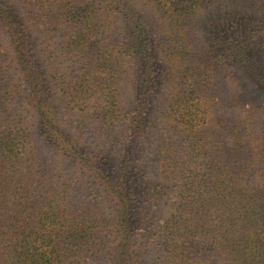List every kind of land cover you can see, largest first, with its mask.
<instances>
[{
    "label": "trees",
    "instance_id": "trees-1",
    "mask_svg": "<svg viewBox=\"0 0 264 264\" xmlns=\"http://www.w3.org/2000/svg\"><path fill=\"white\" fill-rule=\"evenodd\" d=\"M148 237L145 264H264V0H0V264Z\"/></svg>",
    "mask_w": 264,
    "mask_h": 264
},
{
    "label": "rangeland",
    "instance_id": "rangeland-1",
    "mask_svg": "<svg viewBox=\"0 0 264 264\" xmlns=\"http://www.w3.org/2000/svg\"><path fill=\"white\" fill-rule=\"evenodd\" d=\"M45 38H41L38 39V43H42L45 42ZM155 61H156V68L157 70L160 72L162 70V62L161 59L158 55H155ZM129 77V76H128ZM131 83H127L128 88L133 91V82H134V76L132 75V77H129ZM155 92H157V97L156 100H158L157 98L161 97V90L159 88H157V90H155ZM154 106V105H153ZM131 107H127L126 109H130ZM155 110H152L149 113H152V115H149L148 117H146L145 119V126L146 128L144 129V137L146 138L148 136V131L150 130L151 125L154 123V115H155ZM129 114V113H128ZM130 116V115H129ZM128 131H125L123 133V135H115L114 138H116L115 141H117L115 143V141H110V140H105L102 138V136L100 135H90L88 136L87 140L88 143L90 145V147H94L97 149H101L104 152L108 153L110 156H119V154L122 152L123 147L125 145V141L127 140V135H128ZM37 144L46 151L47 154L51 155L53 158H57V156H53V154L49 151H47V148L45 149V146L43 143H40V141L37 142ZM88 145V146H89ZM146 145H144L141 149V153H138V156H141V154L143 153L142 151L145 149ZM61 158H58L59 161L62 162L63 166H59L62 170H69L68 172H72L75 169V165L74 164H70L69 162H64L62 160H60ZM175 199V193L172 192L170 194H168L167 197L164 198V204L162 205L161 211L159 213V216L157 218V226L159 227L160 224L162 223V221L164 220V217L166 215V211H167V206L168 204H170L173 200ZM152 241L153 238L148 237V239H146V241L142 244V247L140 248L139 254H138V264H145L144 260L146 257V253L148 252V249L152 246Z\"/></svg>",
    "mask_w": 264,
    "mask_h": 264
}]
</instances>
